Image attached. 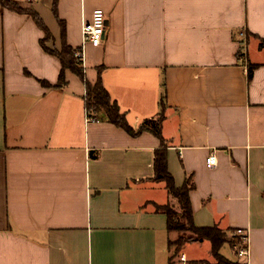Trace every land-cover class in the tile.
Returning <instances> with one entry per match:
<instances>
[{"label": "crops", "instance_id": "crops-1", "mask_svg": "<svg viewBox=\"0 0 264 264\" xmlns=\"http://www.w3.org/2000/svg\"><path fill=\"white\" fill-rule=\"evenodd\" d=\"M13 1L42 19L48 49L63 36L82 52L88 82L100 71L131 127L157 118L164 92L168 171L194 185V224L245 229L242 263L264 264V0ZM97 8L106 29L95 47L82 28ZM44 36L0 3V264H167L176 237L156 208L178 203L147 194L160 140L89 121L69 70L64 86L45 87L61 63ZM187 244L182 262L194 261Z\"/></svg>", "mask_w": 264, "mask_h": 264}, {"label": "trees", "instance_id": "trees-1", "mask_svg": "<svg viewBox=\"0 0 264 264\" xmlns=\"http://www.w3.org/2000/svg\"><path fill=\"white\" fill-rule=\"evenodd\" d=\"M56 1V0H55ZM0 3L4 7H8L16 12H26L33 17L36 24L44 31V38L41 43L44 47L45 42L50 40L51 34L48 28L43 23L42 19L38 16L36 12L31 9H23L18 3L13 0H0ZM55 4V3H54ZM63 34V33H62ZM263 41H261V44ZM46 50L58 56L61 63V71L59 74V79L56 85H50L45 81L42 84L45 87L61 88L65 85V73L66 71H71L76 76L84 82L86 88V95L84 97L85 110L87 117L94 121H107L114 124L117 127L124 129L132 136L140 135L141 133L148 131L154 134L160 140V148L155 150L154 154V177L155 182H164L168 194H170L178 203V207L175 208L170 203L164 205H157V211L163 212L167 217V231L169 233L173 232L176 234H182L184 231L189 232L191 235L184 239L177 237L174 240H168L167 247L170 252L169 264H172V259L175 254H178L182 250V247L195 240H205L210 243V253L212 258L218 264H239L238 261H231L220 252L224 244H228L231 249L236 248L238 245V237L228 236V231L220 229L218 226L214 225L211 227H198L193 221V212L190 202V190L194 187L192 183L186 181L182 186H176L174 178L168 171V159H167V149L162 136V122L165 119L164 109H165V96L164 92L160 97V111L155 120H145L137 128L131 127L124 116L120 112L118 105L113 101L105 89L99 71V77L95 84H91L85 79V72L82 67L81 59L75 56V52L80 50H75L70 47L62 36V47L60 51L50 50L46 47ZM249 78L252 76V67L248 69ZM164 87V85H163ZM172 247L174 248L172 252Z\"/></svg>", "mask_w": 264, "mask_h": 264}, {"label": "built area", "instance_id": "built-area-1", "mask_svg": "<svg viewBox=\"0 0 264 264\" xmlns=\"http://www.w3.org/2000/svg\"><path fill=\"white\" fill-rule=\"evenodd\" d=\"M30 2L32 1H38V0H28ZM105 29H106V15L105 12L100 9H94L92 11L91 18L88 22H86L82 28V34H83V40L87 44H90L92 46H100L103 42L104 36H105ZM75 56L78 59H81L82 52L77 51L75 52ZM89 121L95 122L94 120ZM206 164L209 167L216 166L217 159L214 152H211L208 157L206 158ZM232 236L238 237V247L237 248V256L242 259H246L248 256V249H247V241H248V233L245 229L238 228L232 231ZM181 258H184V254L181 255Z\"/></svg>", "mask_w": 264, "mask_h": 264}, {"label": "rangeland", "instance_id": "rangeland-1", "mask_svg": "<svg viewBox=\"0 0 264 264\" xmlns=\"http://www.w3.org/2000/svg\"><path fill=\"white\" fill-rule=\"evenodd\" d=\"M153 190L147 191V194H152V196H154V198L158 199V200H164L166 198V195L168 194L167 190L165 189V185L163 182H158L154 185H152ZM146 189V188H145ZM175 234V237H181V235H183L182 237L184 239L188 238L191 234L187 231H184V233L182 234ZM228 236L231 238L233 237L232 234L228 233ZM191 242V241H190ZM190 242L187 244V247L189 250L193 251V253H191V256H193L190 260H194V261H190V262H182L185 261V259L183 260L181 258L182 255V250L180 252H178V254H175V256L172 259V264H218L216 263V261L214 260V258H212V256L210 255V243L208 241L204 242V244L197 246L194 244H190ZM186 245V244H185ZM238 247V246H237ZM174 248L172 247V252H173ZM168 252V251H167ZM221 254L223 256H225L226 258H228L231 261H238L239 264H243V259L239 258L237 256V248L231 249V247L228 244H224L220 250ZM169 257H170V252H168V255L166 253V257L163 254L161 256V263H169Z\"/></svg>", "mask_w": 264, "mask_h": 264}]
</instances>
